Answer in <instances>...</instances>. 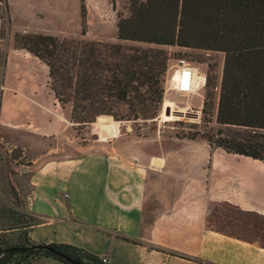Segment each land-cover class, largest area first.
<instances>
[{
	"label": "crops",
	"instance_id": "crops-1",
	"mask_svg": "<svg viewBox=\"0 0 264 264\" xmlns=\"http://www.w3.org/2000/svg\"><path fill=\"white\" fill-rule=\"evenodd\" d=\"M103 5L85 0L88 10ZM11 27L28 31L12 18ZM1 80L0 143L30 157L31 169L18 175L25 180L24 209L38 218L14 232L26 230L32 244L75 246L101 263L106 258L103 264H264L258 243L207 226L213 203L264 214L263 161L196 139L146 150L125 143L80 147L64 155L57 142L64 143L70 122L47 66L10 43ZM25 103L36 119H28ZM31 264L67 263L41 257Z\"/></svg>",
	"mask_w": 264,
	"mask_h": 264
},
{
	"label": "trees",
	"instance_id": "trees-1",
	"mask_svg": "<svg viewBox=\"0 0 264 264\" xmlns=\"http://www.w3.org/2000/svg\"><path fill=\"white\" fill-rule=\"evenodd\" d=\"M84 12L82 6L83 19ZM116 26L119 43L16 32L14 47L26 50L47 66L56 99L62 105L72 102V118L90 122L98 116V125H105L104 132L109 134L116 131V125L102 122L112 121L103 114L122 119L119 117L123 115L116 112L121 105H126L135 117L155 116L168 61L161 46L221 52L224 61L216 122L264 130V0H132L130 16L119 17ZM210 109L207 96L203 114L210 115ZM194 139L195 136L190 137ZM207 141L210 146L214 143L227 152L264 162V134L254 133L252 139L219 137L216 142L211 138ZM216 206H226L233 213L211 211L207 216L211 229L264 248V214L228 202ZM212 216L217 218L218 225L211 223ZM221 220L232 231H226ZM31 244L26 231L17 242L0 238V264H31L41 257L63 261L44 249L4 251L11 246ZM49 245L85 264H103L75 246Z\"/></svg>",
	"mask_w": 264,
	"mask_h": 264
},
{
	"label": "rangeland",
	"instance_id": "rangeland-1",
	"mask_svg": "<svg viewBox=\"0 0 264 264\" xmlns=\"http://www.w3.org/2000/svg\"><path fill=\"white\" fill-rule=\"evenodd\" d=\"M105 5L102 8H90L85 6V0H0V86L5 68V53L8 44L14 45L15 29L12 31L11 18L15 26L23 25L27 32H44L58 37L74 38L78 40L100 41L103 43H119L117 39V22L119 17L130 16V3L132 0H100ZM82 6H84V19L82 18ZM89 23L93 32L88 29ZM84 30L85 34H81ZM11 34V37L9 35ZM11 38V41L10 39ZM124 44L148 46L140 42H123ZM153 46V45H152ZM168 56L167 70L163 77V94L158 109L153 118H143L141 115L133 116L126 105H121L116 112L123 117L112 121L116 125V131L112 134L104 132L105 125L99 124L97 117L90 122H79L71 117L72 102H65L62 112L67 116L70 127L66 132L64 143L58 140V144L64 146L63 154L70 155L80 147L85 151L100 148L101 145L132 144L143 149L157 148L166 145L176 139L190 140L195 136L196 140L208 143L207 138L214 142L219 137L229 139L250 138L254 133L264 134L262 129H252L243 126L219 124L216 122V108L218 101L219 85L222 76L224 55L221 52L202 50L197 48H184L175 45L161 46ZM184 58L199 72L207 76L206 85L186 95L179 94L169 88L170 80L178 65V59ZM10 80L15 79V74L10 73ZM2 89H0V92ZM208 96L211 103L210 115L202 112L203 101ZM164 102H167L164 104ZM26 104V105H25ZM23 104L28 113V119H36L37 111L27 103ZM8 104V107H13ZM168 109V111H167ZM35 110V111H34ZM61 113V111L59 110ZM205 115V117H204ZM98 126V127H97ZM220 134V135H219ZM213 146H216L213 143ZM217 147V146H216ZM31 159L24 155L19 147H7L0 143V238L17 242L22 236L23 230L17 233L15 228H22L25 224L38 220L35 216L25 211V199L21 192L24 178L19 179L20 173L30 170ZM261 207H264V193L261 194ZM210 204L207 216L212 211H222L232 214V209L226 206ZM238 217V216H237ZM215 216L211 217V223L218 225ZM226 231H232L231 227L223 222ZM211 227L210 223H207ZM227 226V227H226ZM27 227V226H26ZM239 232L238 228L235 227ZM26 231V230H25Z\"/></svg>",
	"mask_w": 264,
	"mask_h": 264
},
{
	"label": "built area",
	"instance_id": "built-area-1",
	"mask_svg": "<svg viewBox=\"0 0 264 264\" xmlns=\"http://www.w3.org/2000/svg\"><path fill=\"white\" fill-rule=\"evenodd\" d=\"M207 76L204 72H199L189 61L184 58L178 59L177 68L171 77L169 88L179 94H189L196 92L206 85ZM3 86H0L2 89ZM103 263L107 262L106 258H101Z\"/></svg>",
	"mask_w": 264,
	"mask_h": 264
},
{
	"label": "water",
	"instance_id": "water-1",
	"mask_svg": "<svg viewBox=\"0 0 264 264\" xmlns=\"http://www.w3.org/2000/svg\"><path fill=\"white\" fill-rule=\"evenodd\" d=\"M168 111V109H167ZM32 249H44L47 250L49 252H51L52 254H54L57 258L69 263V264H85L81 261H78L74 258H71L70 256L66 255L65 253H63L60 250L55 249L54 247L50 246L49 244H31L28 246H11L8 247L6 249H4V251H25V250H32Z\"/></svg>",
	"mask_w": 264,
	"mask_h": 264
},
{
	"label": "bare ground",
	"instance_id": "bare-ground-1",
	"mask_svg": "<svg viewBox=\"0 0 264 264\" xmlns=\"http://www.w3.org/2000/svg\"><path fill=\"white\" fill-rule=\"evenodd\" d=\"M196 92H198V91H196Z\"/></svg>",
	"mask_w": 264,
	"mask_h": 264
}]
</instances>
